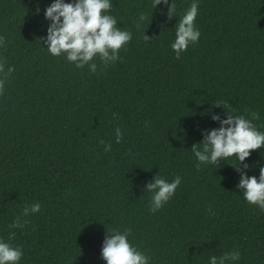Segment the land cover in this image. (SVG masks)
Here are the masks:
<instances>
[{"label": "trees", "instance_id": "1", "mask_svg": "<svg viewBox=\"0 0 264 264\" xmlns=\"http://www.w3.org/2000/svg\"><path fill=\"white\" fill-rule=\"evenodd\" d=\"M52 2L0 0V238L22 249L20 264H105L107 232L125 229L150 264H207L234 248L238 264H264V211L244 201L237 162L197 167L191 151L223 107L256 113L264 131V0H199L200 38L179 59L174 26L192 0H174L171 19L156 0H112L132 39L94 73L45 49ZM244 163L258 178L264 147ZM156 175L181 184L151 212ZM37 202L23 228H9Z\"/></svg>", "mask_w": 264, "mask_h": 264}, {"label": "clouds", "instance_id": "2", "mask_svg": "<svg viewBox=\"0 0 264 264\" xmlns=\"http://www.w3.org/2000/svg\"><path fill=\"white\" fill-rule=\"evenodd\" d=\"M164 3L168 5L167 16L169 19L176 14L174 0L169 4L168 0H156V5ZM199 0H192L191 4L175 24V37L171 43V49L179 59L181 53L185 52L189 45L195 44L200 38V30L196 27L195 20L198 14ZM113 4L112 0H53L44 10L45 19L49 21L47 34L42 37L47 52L55 57L63 56L76 68L88 67L90 72L97 71L96 59L107 66L117 60L119 51L132 39V33L121 29L114 15L110 13ZM39 11V9H37ZM145 20L141 13L139 22ZM148 37V36H146ZM149 38V37H148ZM3 45V38L0 37V46ZM44 48V47H43ZM8 67V73L12 71ZM4 72V63L0 60V73ZM7 75V73H4ZM3 87V80H0V89ZM214 106H222L220 103ZM223 107V106H222ZM223 116L219 113H210L211 119L218 123V127L204 130V139L199 144H193L191 151L195 157L197 167L201 164H219L226 158H234L236 166L234 169L240 172L237 187L241 190L245 202L257 206L264 211V166L260 167L259 177L248 176L241 169H247L246 158L251 150L264 147V131L258 130L253 124L257 119L256 113H251L252 119L244 115H234L227 110ZM116 142L121 139L119 128L115 130ZM105 151L111 149L110 143L103 140ZM200 145L201 147H197ZM181 184V177L176 175L170 182L157 175L148 182L145 190L151 193V212L159 211L174 195ZM40 211V204L32 203L25 206L9 228H23L26 220L21 217H28ZM10 237L14 232H10ZM131 229L123 231L113 230L107 232L101 247V258L105 264H150V257L134 247L128 237ZM24 255L19 246H13L7 240L0 238V264H20ZM241 258L240 251L233 249L224 252L220 256L210 255L207 264H238Z\"/></svg>", "mask_w": 264, "mask_h": 264}]
</instances>
